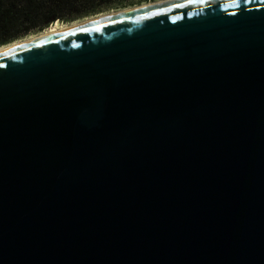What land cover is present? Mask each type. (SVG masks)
Wrapping results in <instances>:
<instances>
[{
  "label": "water",
  "instance_id": "95a60500",
  "mask_svg": "<svg viewBox=\"0 0 264 264\" xmlns=\"http://www.w3.org/2000/svg\"><path fill=\"white\" fill-rule=\"evenodd\" d=\"M0 264H264V0L0 52Z\"/></svg>",
  "mask_w": 264,
  "mask_h": 264
},
{
  "label": "trees",
  "instance_id": "16d2710c",
  "mask_svg": "<svg viewBox=\"0 0 264 264\" xmlns=\"http://www.w3.org/2000/svg\"><path fill=\"white\" fill-rule=\"evenodd\" d=\"M144 1L148 0H0V47L61 22Z\"/></svg>",
  "mask_w": 264,
  "mask_h": 264
},
{
  "label": "bare ground",
  "instance_id": "6f19581e",
  "mask_svg": "<svg viewBox=\"0 0 264 264\" xmlns=\"http://www.w3.org/2000/svg\"><path fill=\"white\" fill-rule=\"evenodd\" d=\"M166 1H169V0H156V1H153V2H149V3H144V4H142V6L155 4L157 2L158 3L166 2ZM130 8H133V7H130ZM130 8H127V9H130ZM127 9H124V10H127ZM119 12H122V11H113V12H108V13H99V14H95L93 16H89V17L87 16L83 20L73 21V22H69V23H61V24H58V25H53V26L47 27V28H45L44 30H42L41 32H39L37 34H32L30 36H26L24 38L18 39L16 41H13L11 43H8L6 45L1 46L0 47V52H3L4 50H7L9 48H12V47H15V46L30 42V41H32L34 39H37V38H40V37H44V36H48V35L60 32L62 30L70 28L72 26H75V25H78V24H82V23H85V22H91L93 20L101 19V18H104V17L109 16V15L117 14Z\"/></svg>",
  "mask_w": 264,
  "mask_h": 264
},
{
  "label": "rangeland",
  "instance_id": "374dc122",
  "mask_svg": "<svg viewBox=\"0 0 264 264\" xmlns=\"http://www.w3.org/2000/svg\"><path fill=\"white\" fill-rule=\"evenodd\" d=\"M153 1H156V0H148V1H144V2H133V3H130V4L126 5V6H120V7H116V8H110V9L105 10V11L100 12V13H108V12H113V11H122V10L127 9V8H130V7L139 6V5H142V4H144V3H149V2H153ZM98 14H99V13H98ZM91 16H93V15H91ZM86 17H87V16H86ZM86 17L78 18V19H76V20H74V21L83 20V19L86 18ZM88 17H89V16H88ZM71 22H73V21H71ZM61 23H62V22H61ZM63 23H69V22H63ZM37 33H39V32H37ZM37 33H33V34H37ZM30 35H32V34H30ZM30 35H28V36H30ZM23 38H24V37H23ZM20 39H21V38H20Z\"/></svg>",
  "mask_w": 264,
  "mask_h": 264
},
{
  "label": "snow or ice",
  "instance_id": "6c2138e0",
  "mask_svg": "<svg viewBox=\"0 0 264 264\" xmlns=\"http://www.w3.org/2000/svg\"><path fill=\"white\" fill-rule=\"evenodd\" d=\"M81 31H85V32H87V31H89V29H87V28H83V29H81Z\"/></svg>",
  "mask_w": 264,
  "mask_h": 264
}]
</instances>
